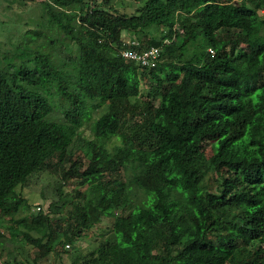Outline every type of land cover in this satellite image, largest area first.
I'll list each match as a JSON object with an SVG mask.
<instances>
[{"label":"trees","instance_id":"1","mask_svg":"<svg viewBox=\"0 0 264 264\" xmlns=\"http://www.w3.org/2000/svg\"><path fill=\"white\" fill-rule=\"evenodd\" d=\"M16 1L38 15L0 44V219L31 263L112 218L70 264H264V0ZM42 172L32 214L16 191Z\"/></svg>","mask_w":264,"mask_h":264},{"label":"rangeland","instance_id":"2","mask_svg":"<svg viewBox=\"0 0 264 264\" xmlns=\"http://www.w3.org/2000/svg\"><path fill=\"white\" fill-rule=\"evenodd\" d=\"M116 8L122 13L130 14L135 11L136 4L133 0H116ZM36 10H38L36 6L26 9L20 1L0 0V44L7 42V36L13 33L12 30L17 32L24 22L30 18H36L38 15V11ZM135 38L136 37H132L133 40ZM5 48H7V46H5ZM66 49L73 55L77 52L74 47L68 45H66ZM141 89H143L144 92L146 91L147 87L145 83L141 84ZM146 94L145 92L144 96L141 97L142 100H146ZM103 113L104 109L100 110L95 117H99ZM82 132L84 137H89L91 135L90 125L84 126ZM114 144H118L116 139H112L108 147L111 148ZM55 182V176L47 172H42L32 177L25 186L18 187L16 192L27 201L30 206V213L35 214L38 212L36 210L37 207H40L39 212H45L50 202L56 200L52 192ZM74 186V183H70L64 188V191L69 192ZM11 224L12 223L6 218L0 219V235L4 248L3 259H6L7 253H13L17 260L26 262L25 264H32L31 259L33 255L31 246L22 242H16L10 237L9 231H11V228L9 226ZM111 225L112 218L104 219L101 223L94 226L86 236H83L74 245H70L69 248H66L67 253L63 256L62 260L56 259L51 255L38 264H70V256L73 253L79 252L82 255H86L94 250L98 243L107 237Z\"/></svg>","mask_w":264,"mask_h":264},{"label":"built area","instance_id":"3","mask_svg":"<svg viewBox=\"0 0 264 264\" xmlns=\"http://www.w3.org/2000/svg\"><path fill=\"white\" fill-rule=\"evenodd\" d=\"M131 45H133L136 49H134L133 51L131 50L122 51L121 55L123 58L128 59L129 61H132L141 67H147V68L155 67L158 58L160 56L161 48L150 47L147 49H143L141 48L140 43L136 39L131 41ZM69 247H70L69 245L65 246V248H69Z\"/></svg>","mask_w":264,"mask_h":264}]
</instances>
